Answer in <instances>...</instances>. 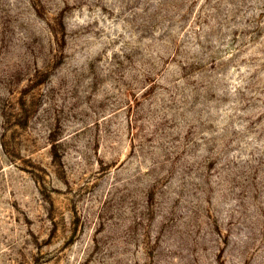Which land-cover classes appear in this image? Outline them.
Returning a JSON list of instances; mask_svg holds the SVG:
<instances>
[{
  "label": "rangeland",
  "instance_id": "obj_1",
  "mask_svg": "<svg viewBox=\"0 0 264 264\" xmlns=\"http://www.w3.org/2000/svg\"><path fill=\"white\" fill-rule=\"evenodd\" d=\"M0 264H264V0H0Z\"/></svg>",
  "mask_w": 264,
  "mask_h": 264
}]
</instances>
